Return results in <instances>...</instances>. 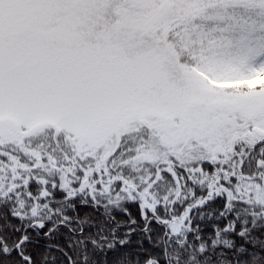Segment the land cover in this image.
<instances>
[{
  "label": "snow or ice",
  "instance_id": "obj_1",
  "mask_svg": "<svg viewBox=\"0 0 264 264\" xmlns=\"http://www.w3.org/2000/svg\"><path fill=\"white\" fill-rule=\"evenodd\" d=\"M0 264H264V0H0Z\"/></svg>",
  "mask_w": 264,
  "mask_h": 264
}]
</instances>
